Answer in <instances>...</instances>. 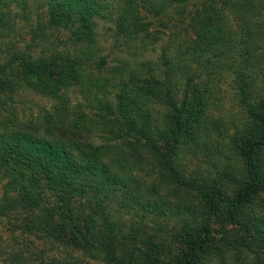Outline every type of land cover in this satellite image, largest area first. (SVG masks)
Masks as SVG:
<instances>
[{
	"label": "trees",
	"instance_id": "16d2710c",
	"mask_svg": "<svg viewBox=\"0 0 264 264\" xmlns=\"http://www.w3.org/2000/svg\"><path fill=\"white\" fill-rule=\"evenodd\" d=\"M13 13L31 38L0 59V217L89 261L264 264V0H0V40ZM163 34L186 40L133 57ZM228 74L244 119L224 130ZM27 93L51 107L26 115ZM17 250L0 243V264Z\"/></svg>",
	"mask_w": 264,
	"mask_h": 264
},
{
	"label": "rangeland",
	"instance_id": "374dc122",
	"mask_svg": "<svg viewBox=\"0 0 264 264\" xmlns=\"http://www.w3.org/2000/svg\"><path fill=\"white\" fill-rule=\"evenodd\" d=\"M119 1L120 0H115V2L117 3ZM115 16L116 14L112 17ZM15 18L16 16L14 13L13 15H10V19L8 21V25H10L11 27L9 34H5L4 38L0 40L1 62L6 61L9 56V53L14 51V48L18 47V45L19 47H24L25 42L30 41L31 38L28 27L23 22H21L19 18ZM147 19L148 18H144L145 22L147 21ZM103 22L106 21L100 20V25L98 29L99 38L103 46V51L101 50L100 55L103 53L109 54L111 58L120 57L121 55L126 56V54L124 53V47L118 45V42L115 43L116 27L113 26V24L111 23L105 24ZM156 36H144L143 42L141 41V39L132 42L133 51H135L136 53L133 54L134 52L131 50V54H133V57L135 59L139 57L140 60H146L150 58L156 59L161 53L162 48L166 44L168 45V43L172 42L178 44L186 40V38L184 37L185 34H180L179 37H177L176 34H163L160 40L159 37ZM65 37L68 38L69 36L65 35ZM104 49H107V51H105ZM98 55L99 53L96 55L95 60L99 59ZM116 60L117 58H115L113 62H116ZM237 66V63L234 62V68L232 70L235 72V74L238 70ZM235 77L236 75L228 74L225 77L226 82H224L223 85L217 86L218 89L222 90V94H224L225 97L219 103L214 100L211 105V122L216 119L222 120L224 130L226 128H232L235 124H240L241 120L244 119V113L241 107L242 104L238 91V86L236 82H234ZM260 81L261 79H258L257 82L255 81L254 83L259 85L260 87L262 85ZM77 98L78 97H76V99ZM17 101L19 102L18 107L23 108L26 111L28 110V112H26V115L29 116L31 115L30 109H36L35 107L37 103H41L42 105L47 104L49 108L51 107L50 102L48 103L47 100L39 99L38 97H34L33 95H30L28 93L26 95L22 94L21 96L17 97ZM76 101L77 100H75V103H77ZM207 124H209V121L207 122ZM212 132L217 133L215 127L210 129L209 134H207L208 137L206 136L207 138H209L208 142L211 141L212 137L210 136L213 135ZM211 144L213 145V143ZM213 147L215 148V146ZM192 164L194 168H198V159H195ZM2 192L3 186L2 184H0V195L2 194ZM229 194L233 195L230 190H227V194H225V196H229ZM45 206L48 210L50 209L51 211L50 213L46 212V215H49V217L52 218L55 214V217L58 221L61 211L56 201L50 197L48 198V201L46 202ZM0 243L4 247H15L19 249L17 250L19 251V253L17 254L20 260L19 264H107L102 261H89L80 252L74 251L72 249H67L61 246H52L49 243H45L38 237L35 238V235L33 234L22 233L21 230H14L10 226L9 219L3 217H0ZM7 260L10 264L12 263V259L7 258Z\"/></svg>",
	"mask_w": 264,
	"mask_h": 264
}]
</instances>
